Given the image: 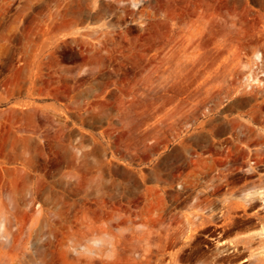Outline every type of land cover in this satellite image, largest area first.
<instances>
[{"label":"rangeland","instance_id":"obj_1","mask_svg":"<svg viewBox=\"0 0 264 264\" xmlns=\"http://www.w3.org/2000/svg\"><path fill=\"white\" fill-rule=\"evenodd\" d=\"M256 112L264 0H0V264H165L184 171Z\"/></svg>","mask_w":264,"mask_h":264},{"label":"flooded vegetation","instance_id":"obj_2","mask_svg":"<svg viewBox=\"0 0 264 264\" xmlns=\"http://www.w3.org/2000/svg\"><path fill=\"white\" fill-rule=\"evenodd\" d=\"M248 117L250 127L228 128L211 138L207 145L223 154L206 153L208 159L193 161L196 168L184 171L191 181L183 186L176 211L196 210L200 223L154 225L173 232L165 242L176 247L165 251L170 256L165 264H259V241L245 238L264 229V112ZM190 230L192 244L183 247L182 232Z\"/></svg>","mask_w":264,"mask_h":264},{"label":"bare ground","instance_id":"obj_3","mask_svg":"<svg viewBox=\"0 0 264 264\" xmlns=\"http://www.w3.org/2000/svg\"><path fill=\"white\" fill-rule=\"evenodd\" d=\"M250 81H253L254 83H259L260 82L258 79H255V77L250 79ZM245 240H249V243L255 242L257 240L259 241L258 245H259V248L261 249V251H260V253L258 255H257V253L256 254L253 253L252 255H257L256 262H258L259 264H264V229H262L261 231H258V232L251 233L250 235L247 236V239L245 238ZM246 244H248L247 241H246Z\"/></svg>","mask_w":264,"mask_h":264}]
</instances>
